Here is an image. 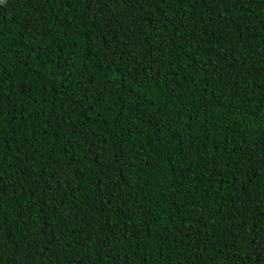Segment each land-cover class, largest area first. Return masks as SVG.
Listing matches in <instances>:
<instances>
[{"label":"trees","instance_id":"trees-1","mask_svg":"<svg viewBox=\"0 0 264 264\" xmlns=\"http://www.w3.org/2000/svg\"><path fill=\"white\" fill-rule=\"evenodd\" d=\"M0 264H264V0H0Z\"/></svg>","mask_w":264,"mask_h":264}]
</instances>
